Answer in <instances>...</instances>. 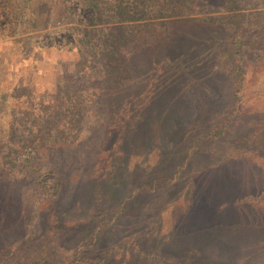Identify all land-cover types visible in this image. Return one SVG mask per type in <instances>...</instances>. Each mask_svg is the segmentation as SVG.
<instances>
[{
    "label": "rangeland",
    "instance_id": "rangeland-1",
    "mask_svg": "<svg viewBox=\"0 0 264 264\" xmlns=\"http://www.w3.org/2000/svg\"><path fill=\"white\" fill-rule=\"evenodd\" d=\"M8 1L0 0V264H169L174 233L201 244L186 231L203 212V197L194 198L203 165L223 148L207 135L228 124L227 141L243 131L255 144L264 139V49L250 45L237 68L227 25L192 21L228 14L220 0L202 3V14L104 24L55 0L50 23L38 29L26 21L24 0L14 10L26 13L21 19ZM246 11L263 12L264 0ZM163 22L159 41L130 49L134 75L123 84L103 81L90 49L86 66L94 68L77 66L85 30ZM183 61L184 70L176 64ZM132 91L139 97L126 113L143 119L130 140L109 125ZM253 235L255 243L262 237L260 254L264 233Z\"/></svg>",
    "mask_w": 264,
    "mask_h": 264
},
{
    "label": "trees",
    "instance_id": "trees-1",
    "mask_svg": "<svg viewBox=\"0 0 264 264\" xmlns=\"http://www.w3.org/2000/svg\"><path fill=\"white\" fill-rule=\"evenodd\" d=\"M205 1L67 0L68 3H63V6L70 13H73L74 9L83 12L90 10L92 18L89 21L84 14L82 15L87 23L104 24L140 21L154 17H176L179 14L192 11L202 14L205 12L201 9L202 3ZM8 2L9 11L11 10L17 19L26 15V13L14 11L20 6L19 0H9ZM24 2L25 10L31 11V17L26 19L31 28L38 29L50 23L52 18L50 8L55 0H24ZM253 4L254 0H220V8L228 14L221 17L208 15L192 19V21L205 24L225 23L227 25L229 33L226 40L231 47L230 54L233 57L235 55L240 56L239 59L234 57L237 60V68L243 67L242 53L250 45L255 44L254 46L258 45L264 49V11L247 12L246 9ZM76 20L81 21L77 18ZM166 23L134 27L119 25L99 30H85L79 39L81 51H79L80 59L77 66L82 68L85 73L87 68H94L93 66H86L88 62L87 49H90L93 56H99L97 62L100 63V76L104 77L103 81L121 85L134 75V68L129 65L128 54L132 53L130 49L133 47L132 50L136 52L140 46H150V43L159 41L162 36L156 31L165 28ZM254 30L258 31L259 35L258 39L251 43L247 40L246 35ZM164 60L167 61L168 59ZM176 64L182 70H184L185 64L188 65L184 61L181 64L179 62ZM158 68L163 70V67L159 66ZM93 90H97V88L93 87ZM123 92L119 93V98L127 95L129 91L126 92L123 89ZM132 92L133 94L130 93L129 97L125 99L120 111L119 108L116 111L113 109L112 117L115 121L109 125L113 129H120L121 134L129 136L130 140L134 137V127L139 125L140 119H143V116L137 111L126 113L125 106L128 102L139 97L134 94V91ZM121 100L123 98L119 102ZM124 114L127 118V124L122 126L121 118L125 116ZM232 128V126L225 124L218 133H215L214 130L216 129H213V132L210 131L212 133L209 132L207 135V137L212 138L209 141L210 145L217 144L223 148L220 151L222 153L218 154L217 158L215 154H212L215 158L209 157V163L203 165L206 173L202 180L203 186L197 190L194 197L195 199L203 197L204 200L201 204L203 212L199 213L196 220L188 226L190 229L186 231L196 234V242L198 238L202 240V243L192 245V234H189V237L192 236L191 245L184 243L186 234L174 233L170 236L174 240L173 250L170 254H166L169 264H240L246 258H251L247 264H264V247L260 254L256 248L259 246L262 237L255 243L253 235V233H264V139L262 134H258L256 138H259L260 135L261 141L257 142L258 140H256L255 144L249 136L253 135L252 131H243L237 138L227 141L230 138ZM226 144L233 148L230 153L223 146ZM20 148H24V144L20 145ZM188 158L189 156L186 157L185 164ZM195 209H197L196 205ZM140 244L139 241L135 242L136 246H140ZM250 250L254 253L249 254ZM149 256L158 255L152 252ZM102 260H105V257Z\"/></svg>",
    "mask_w": 264,
    "mask_h": 264
}]
</instances>
